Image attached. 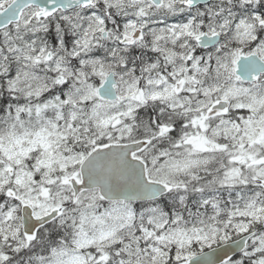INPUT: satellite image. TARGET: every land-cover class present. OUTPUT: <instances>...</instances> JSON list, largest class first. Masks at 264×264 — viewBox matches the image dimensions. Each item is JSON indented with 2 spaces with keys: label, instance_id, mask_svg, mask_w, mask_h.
Listing matches in <instances>:
<instances>
[{
  "label": "snow or ice",
  "instance_id": "snow-or-ice-1",
  "mask_svg": "<svg viewBox=\"0 0 264 264\" xmlns=\"http://www.w3.org/2000/svg\"><path fill=\"white\" fill-rule=\"evenodd\" d=\"M0 264H264V0H0Z\"/></svg>",
  "mask_w": 264,
  "mask_h": 264
}]
</instances>
